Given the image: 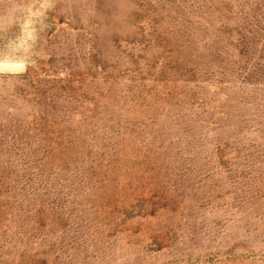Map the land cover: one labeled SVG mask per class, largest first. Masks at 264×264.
Wrapping results in <instances>:
<instances>
[{
    "label": "rangeland",
    "instance_id": "1",
    "mask_svg": "<svg viewBox=\"0 0 264 264\" xmlns=\"http://www.w3.org/2000/svg\"><path fill=\"white\" fill-rule=\"evenodd\" d=\"M0 264H264V0H0Z\"/></svg>",
    "mask_w": 264,
    "mask_h": 264
},
{
    "label": "clouds",
    "instance_id": "2",
    "mask_svg": "<svg viewBox=\"0 0 264 264\" xmlns=\"http://www.w3.org/2000/svg\"><path fill=\"white\" fill-rule=\"evenodd\" d=\"M31 65L30 61H25L20 64H16L14 66L9 65L6 62L0 63V74L14 73V74H22L27 70V67ZM34 66V65H31Z\"/></svg>",
    "mask_w": 264,
    "mask_h": 264
}]
</instances>
